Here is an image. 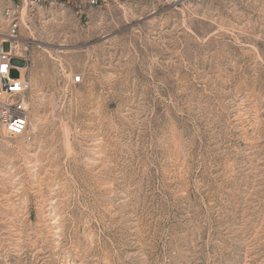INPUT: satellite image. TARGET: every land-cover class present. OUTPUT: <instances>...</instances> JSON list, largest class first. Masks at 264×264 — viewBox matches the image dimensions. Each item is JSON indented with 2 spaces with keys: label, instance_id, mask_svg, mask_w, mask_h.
Listing matches in <instances>:
<instances>
[{
  "label": "rangeland",
  "instance_id": "1",
  "mask_svg": "<svg viewBox=\"0 0 264 264\" xmlns=\"http://www.w3.org/2000/svg\"><path fill=\"white\" fill-rule=\"evenodd\" d=\"M19 37L0 264H264V0L54 6Z\"/></svg>",
  "mask_w": 264,
  "mask_h": 264
},
{
  "label": "built area",
  "instance_id": "2",
  "mask_svg": "<svg viewBox=\"0 0 264 264\" xmlns=\"http://www.w3.org/2000/svg\"><path fill=\"white\" fill-rule=\"evenodd\" d=\"M176 4H195L201 0H172ZM109 0H0V20L5 29L0 32V128L7 137L28 132L31 123L30 80L24 76L29 66L27 47L19 45L20 30L27 16L41 8L54 6L98 8ZM6 67V71L3 70ZM72 84L83 82L81 74H73Z\"/></svg>",
  "mask_w": 264,
  "mask_h": 264
},
{
  "label": "snow or ice",
  "instance_id": "3",
  "mask_svg": "<svg viewBox=\"0 0 264 264\" xmlns=\"http://www.w3.org/2000/svg\"><path fill=\"white\" fill-rule=\"evenodd\" d=\"M3 70H5V71H6V67H5V69H3Z\"/></svg>",
  "mask_w": 264,
  "mask_h": 264
}]
</instances>
